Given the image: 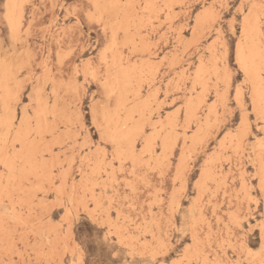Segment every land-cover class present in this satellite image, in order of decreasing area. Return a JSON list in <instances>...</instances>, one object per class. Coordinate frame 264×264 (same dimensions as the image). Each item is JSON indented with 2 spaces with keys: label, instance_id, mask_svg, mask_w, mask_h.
Returning a JSON list of instances; mask_svg holds the SVG:
<instances>
[{
  "label": "snow or ice",
  "instance_id": "6c2138e0",
  "mask_svg": "<svg viewBox=\"0 0 264 264\" xmlns=\"http://www.w3.org/2000/svg\"><path fill=\"white\" fill-rule=\"evenodd\" d=\"M0 264H264V0H0Z\"/></svg>",
  "mask_w": 264,
  "mask_h": 264
},
{
  "label": "rangeland",
  "instance_id": "374dc122",
  "mask_svg": "<svg viewBox=\"0 0 264 264\" xmlns=\"http://www.w3.org/2000/svg\"><path fill=\"white\" fill-rule=\"evenodd\" d=\"M41 2H43V0H41ZM51 2H52V0H49V3H51ZM176 2L177 3H189V4H191V3L194 2V0H176ZM200 2H203V0H200ZM195 10H196L195 8L192 9V11H195ZM57 12H59V10H57ZM190 14H191V12H189V15ZM189 35H191V34H189ZM197 36L199 38V33L197 34ZM182 55H183V53H182ZM187 61H188V65H190L193 62V57H192V53L191 52L188 53ZM180 62H182V61H177V63H180ZM170 72H171V76H169V79L176 78V79L180 80L181 83L183 82L182 77H180L179 74L176 73L175 69H170ZM160 80L163 82V87L165 89H167L168 88V83H167V80H165L163 74L161 75ZM157 86L159 87L160 85L158 84ZM173 91H178V86L176 84L173 85ZM178 94L181 97L185 95L184 92H179ZM187 94L191 95L190 92H188ZM167 114H168L167 113V106H165V115H167Z\"/></svg>",
  "mask_w": 264,
  "mask_h": 264
}]
</instances>
